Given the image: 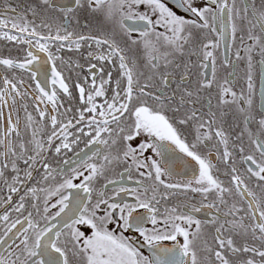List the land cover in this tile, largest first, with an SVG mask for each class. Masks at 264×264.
Listing matches in <instances>:
<instances>
[{
	"label": "snow or ice",
	"instance_id": "6c2138e0",
	"mask_svg": "<svg viewBox=\"0 0 264 264\" xmlns=\"http://www.w3.org/2000/svg\"><path fill=\"white\" fill-rule=\"evenodd\" d=\"M0 264H264V0H3Z\"/></svg>",
	"mask_w": 264,
	"mask_h": 264
},
{
	"label": "flooded vegetation",
	"instance_id": "af4514ba",
	"mask_svg": "<svg viewBox=\"0 0 264 264\" xmlns=\"http://www.w3.org/2000/svg\"><path fill=\"white\" fill-rule=\"evenodd\" d=\"M2 3H3V0H0V5H2Z\"/></svg>",
	"mask_w": 264,
	"mask_h": 264
}]
</instances>
